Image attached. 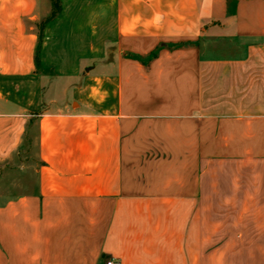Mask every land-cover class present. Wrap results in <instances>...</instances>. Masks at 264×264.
Listing matches in <instances>:
<instances>
[{
  "label": "crops",
  "instance_id": "0c3cea01",
  "mask_svg": "<svg viewBox=\"0 0 264 264\" xmlns=\"http://www.w3.org/2000/svg\"><path fill=\"white\" fill-rule=\"evenodd\" d=\"M53 11L0 0V264H264V0Z\"/></svg>",
  "mask_w": 264,
  "mask_h": 264
},
{
  "label": "trees",
  "instance_id": "16d2710c",
  "mask_svg": "<svg viewBox=\"0 0 264 264\" xmlns=\"http://www.w3.org/2000/svg\"><path fill=\"white\" fill-rule=\"evenodd\" d=\"M58 10H60V3H57L56 0H54V11L52 12L51 16L48 17V19H46V22L51 20L58 12ZM42 35L40 36V40H41Z\"/></svg>",
  "mask_w": 264,
  "mask_h": 264
},
{
  "label": "built area",
  "instance_id": "2783aa9c",
  "mask_svg": "<svg viewBox=\"0 0 264 264\" xmlns=\"http://www.w3.org/2000/svg\"><path fill=\"white\" fill-rule=\"evenodd\" d=\"M105 264H122V262L117 258H109L106 260Z\"/></svg>",
  "mask_w": 264,
  "mask_h": 264
},
{
  "label": "rangeland",
  "instance_id": "374dc122",
  "mask_svg": "<svg viewBox=\"0 0 264 264\" xmlns=\"http://www.w3.org/2000/svg\"><path fill=\"white\" fill-rule=\"evenodd\" d=\"M57 1V3H60V0H56Z\"/></svg>",
  "mask_w": 264,
  "mask_h": 264
}]
</instances>
